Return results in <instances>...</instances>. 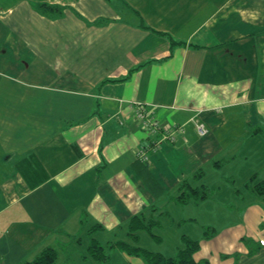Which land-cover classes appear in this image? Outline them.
<instances>
[{
	"label": "crops",
	"instance_id": "0c3cea01",
	"mask_svg": "<svg viewBox=\"0 0 264 264\" xmlns=\"http://www.w3.org/2000/svg\"><path fill=\"white\" fill-rule=\"evenodd\" d=\"M186 181L210 195L178 201ZM263 184L264 0H0V264L92 239L146 264L113 245L141 213L167 256L187 235L196 261L264 264Z\"/></svg>",
	"mask_w": 264,
	"mask_h": 264
},
{
	"label": "trees",
	"instance_id": "16d2710c",
	"mask_svg": "<svg viewBox=\"0 0 264 264\" xmlns=\"http://www.w3.org/2000/svg\"><path fill=\"white\" fill-rule=\"evenodd\" d=\"M46 8H49V6ZM183 189V192H182ZM260 190L264 193V184L260 186ZM210 195V190L205 186L202 188L193 187L188 181L181 185V193L177 197L178 201L185 203L191 199H202ZM165 215V214H164ZM163 214L147 217L144 214L133 215L128 223V235L133 241L127 242L119 239L113 245L120 250L133 256H140L144 259L146 264H209L207 260L202 259L196 261L194 253L198 249L199 243L191 239L187 235H183V246L180 247L174 256H167L160 251L151 250L139 244L140 231H147L153 234L155 228H160L162 225ZM209 236L206 232V236ZM157 239L162 240L159 235ZM88 255L99 262L109 260V254L106 253L105 248L96 239H92L87 247ZM88 255H85L88 257ZM58 259V251L54 247L44 248L33 260L26 261L24 264H55Z\"/></svg>",
	"mask_w": 264,
	"mask_h": 264
},
{
	"label": "rangeland",
	"instance_id": "374dc122",
	"mask_svg": "<svg viewBox=\"0 0 264 264\" xmlns=\"http://www.w3.org/2000/svg\"><path fill=\"white\" fill-rule=\"evenodd\" d=\"M232 182V181H231ZM183 192V189H182ZM216 198V197H213ZM228 222V221H227ZM227 222H222V223H227ZM194 228V229H192ZM207 231H211V228L207 227L205 228ZM205 229L203 228L202 231ZM200 231V226H196L195 224H189V225H184L180 228L181 232H188L193 235L197 232ZM153 234H145L144 236V244H146V247L149 249H153L154 251H158L157 249L164 250L166 252H171L176 250L177 248V243L176 240H174V236L172 235V229L168 228L167 225L166 227H161V228H155ZM171 233V235L169 234ZM156 235H159L162 240L157 239ZM147 239V240H145ZM262 241V240H261ZM142 244V243H141ZM65 252L70 251L68 246L66 247ZM70 256V257H69ZM72 256V251L70 252V255H68L69 259H65L67 257L66 253H63L64 259H61L60 257L56 260L55 264H128L127 260L124 261L122 258H119L118 255H111V259L104 261V262H99L96 259H93L91 257H88V259H84L83 257L81 258L80 256H76L73 254L74 259H70ZM72 257V258H73ZM66 260V262H65Z\"/></svg>",
	"mask_w": 264,
	"mask_h": 264
},
{
	"label": "built area",
	"instance_id": "2783aa9c",
	"mask_svg": "<svg viewBox=\"0 0 264 264\" xmlns=\"http://www.w3.org/2000/svg\"><path fill=\"white\" fill-rule=\"evenodd\" d=\"M137 117L140 122H142L143 128L150 133L157 131H166V139L174 140L176 138V135L183 130L182 125H179L177 123L161 124L157 117L147 116L146 111L143 107L138 110ZM196 128L198 133L202 136L208 134L209 132V128L203 121H198L196 123ZM137 153L139 157L146 158L145 151H143L142 149H139ZM263 241L264 240H262V242Z\"/></svg>",
	"mask_w": 264,
	"mask_h": 264
}]
</instances>
